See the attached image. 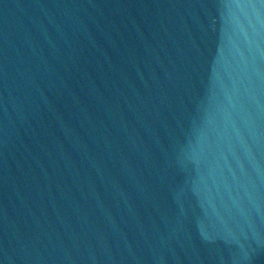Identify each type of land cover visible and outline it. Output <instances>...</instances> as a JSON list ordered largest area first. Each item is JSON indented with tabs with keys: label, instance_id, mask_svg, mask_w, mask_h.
<instances>
[{
	"label": "water",
	"instance_id": "95a60500",
	"mask_svg": "<svg viewBox=\"0 0 264 264\" xmlns=\"http://www.w3.org/2000/svg\"><path fill=\"white\" fill-rule=\"evenodd\" d=\"M0 264H264V0H0Z\"/></svg>",
	"mask_w": 264,
	"mask_h": 264
}]
</instances>
